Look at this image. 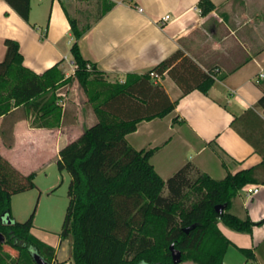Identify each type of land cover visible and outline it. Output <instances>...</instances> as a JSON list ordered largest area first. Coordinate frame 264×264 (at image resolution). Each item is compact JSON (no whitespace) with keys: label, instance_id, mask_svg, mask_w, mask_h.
Returning a JSON list of instances; mask_svg holds the SVG:
<instances>
[{"label":"crops","instance_id":"obj_1","mask_svg":"<svg viewBox=\"0 0 264 264\" xmlns=\"http://www.w3.org/2000/svg\"><path fill=\"white\" fill-rule=\"evenodd\" d=\"M200 1L31 0L26 21L0 0V62L6 56L5 40L11 38L20 43L25 66L36 73L60 63L64 72L73 69L67 77L73 75L70 18L81 28L89 27L79 39L81 51L109 81H122L131 72L144 74L182 50L215 77L208 94L198 89L184 94L168 73L155 78L177 101L176 107L165 117L139 123L127 140L136 149L158 148L152 163L164 179L187 163L216 179L255 167L262 183L248 186H259V192L248 197L246 186L232 205L233 213L245 218L242 209L264 207V109L258 104L264 94V0H210L214 6L208 13H203ZM166 15L170 18L163 23ZM64 111L55 128L32 126L21 107L0 117V153L25 175L44 168L45 161L36 166L28 161L30 156L38 161L43 152L52 151L59 160L61 148L97 122L87 102L75 100V106ZM181 152L195 155L179 157ZM219 226L239 250L253 251L254 257L248 259L252 264H264L257 252L264 239L222 222ZM45 242L56 249L53 264L72 262L71 238L59 237L56 245Z\"/></svg>","mask_w":264,"mask_h":264},{"label":"trees","instance_id":"obj_2","mask_svg":"<svg viewBox=\"0 0 264 264\" xmlns=\"http://www.w3.org/2000/svg\"><path fill=\"white\" fill-rule=\"evenodd\" d=\"M5 1L29 21L31 0ZM199 4L203 13L214 6L210 0ZM70 23L76 69L68 77L60 63L36 73L25 66L20 43L5 40L6 56L0 62V117L21 107L31 117L32 126L55 128L65 114L59 103L61 87L78 80L88 96L97 122L63 146L57 162L59 169L71 175L61 233L63 239H72L71 264H175L172 244L181 250L182 262L224 264L232 242L219 223L252 233L256 224L264 222L255 223L231 212L234 198L244 187L262 183L256 168L230 172L222 179L202 173L193 181L195 169L187 163L164 179L152 163L158 148L136 149L127 140L139 123L165 117L176 107L177 101L156 82L155 74L168 73L184 94L195 89L208 94L215 77L179 49L144 74L131 72L122 81H109L81 51L79 39L89 27L81 28L75 18ZM258 104L264 109V94ZM35 186L34 172L23 174L0 153V232L6 236L0 242V264H37L36 253L54 262L55 247L33 233L35 211L24 222L11 213L12 196ZM189 191L198 199L186 206ZM217 205H224V211L218 212ZM6 245L19 251L18 258L4 251ZM240 251L248 259L254 257L249 248Z\"/></svg>","mask_w":264,"mask_h":264},{"label":"rangeland","instance_id":"obj_3","mask_svg":"<svg viewBox=\"0 0 264 264\" xmlns=\"http://www.w3.org/2000/svg\"><path fill=\"white\" fill-rule=\"evenodd\" d=\"M36 9H38L35 6ZM46 30V26L44 27ZM68 58H72L71 53H67ZM73 69H70L65 74L71 73ZM59 94L62 99L59 103L63 109L70 106H75V100L77 103H88V96L85 93L83 87L79 82L74 81L72 84H67L59 89ZM23 115L25 111L23 110ZM149 149V148H148ZM184 153L181 152L179 157H183ZM195 155L193 152L187 153V158ZM38 161L35 157H28V161H35L34 165L41 166L45 161L44 168L38 169L35 172V188L29 189L17 194H14L11 198V213L17 220L24 222L35 211L33 220V233L42 240L48 241L56 245L63 230L64 221L67 214V208L69 205L68 189L71 181V175L68 170H61L58 167V160L55 157L54 152H43ZM199 173L193 171L191 179L194 181L199 177ZM165 194L168 193V189H164ZM244 199L247 196L244 194ZM198 199V195L193 191H189V195L185 199V205L190 206L194 201ZM236 211L235 208L231 209V212ZM245 218L249 217L255 223L264 221V207L261 206L258 210H252V207L241 210ZM248 212V215H247ZM258 218L259 220H254ZM250 236H254L255 239H264V222L262 224H256ZM258 244V243H257ZM4 251L9 253L12 258H18L19 251L13 249L11 246L6 245ZM258 255L264 258V242L257 249ZM180 264H196L192 261H183ZM224 264H252V260H248L246 255L242 253L238 247L231 244L224 259Z\"/></svg>","mask_w":264,"mask_h":264},{"label":"water","instance_id":"obj_4","mask_svg":"<svg viewBox=\"0 0 264 264\" xmlns=\"http://www.w3.org/2000/svg\"><path fill=\"white\" fill-rule=\"evenodd\" d=\"M216 209L218 212H223L225 209L224 205H217ZM190 228L186 229V231H188ZM6 241V236L0 232V242L4 243ZM171 252H172V258L175 264L181 263L182 262V252L181 250L177 249L175 247V244H172L171 247ZM35 261L37 262V264H51L49 262H47L41 255L39 254H35L34 255Z\"/></svg>","mask_w":264,"mask_h":264},{"label":"built area","instance_id":"obj_5","mask_svg":"<svg viewBox=\"0 0 264 264\" xmlns=\"http://www.w3.org/2000/svg\"><path fill=\"white\" fill-rule=\"evenodd\" d=\"M137 8H138V10L140 12L143 11V8L141 6H137ZM169 18H170L169 15L163 16L162 19H161V21L164 23ZM154 76L156 78H160V75L159 74H155ZM261 76H264V74L261 73ZM259 189H260L259 186H248L247 187V190H246V194H247L248 197H252V196L256 195L259 192ZM69 264H71V263H69Z\"/></svg>","mask_w":264,"mask_h":264}]
</instances>
